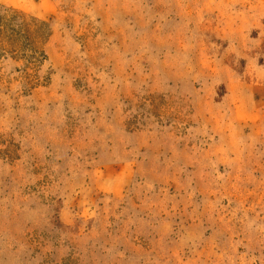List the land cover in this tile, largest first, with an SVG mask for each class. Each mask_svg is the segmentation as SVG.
<instances>
[{
    "label": "rangeland",
    "instance_id": "1",
    "mask_svg": "<svg viewBox=\"0 0 264 264\" xmlns=\"http://www.w3.org/2000/svg\"><path fill=\"white\" fill-rule=\"evenodd\" d=\"M0 264H264V0H0Z\"/></svg>",
    "mask_w": 264,
    "mask_h": 264
}]
</instances>
